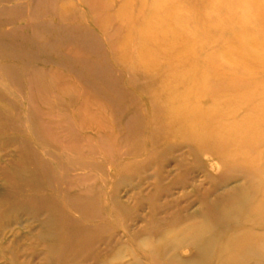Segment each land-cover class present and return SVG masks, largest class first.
<instances>
[{"label":"rangeland","instance_id":"obj_1","mask_svg":"<svg viewBox=\"0 0 264 264\" xmlns=\"http://www.w3.org/2000/svg\"><path fill=\"white\" fill-rule=\"evenodd\" d=\"M256 217L264 0H0V264H264Z\"/></svg>","mask_w":264,"mask_h":264},{"label":"bare ground","instance_id":"obj_2","mask_svg":"<svg viewBox=\"0 0 264 264\" xmlns=\"http://www.w3.org/2000/svg\"><path fill=\"white\" fill-rule=\"evenodd\" d=\"M241 198H244V197H240V199H239V203H240V200H241ZM248 201V200H247ZM249 202V201H248ZM251 206V205H250ZM236 211V209L235 210H230L229 212V214H231L230 216H232L233 217V219H234V226H236V227H238L237 225L240 223V216L238 217V215H239V211H238V214H237V212H235ZM248 212V211H247ZM249 214H252L253 216H256L257 215V212L256 211H252V213H250V212H248ZM223 214V213H222ZM244 214V213H243ZM246 215V214H245ZM247 222V221H246ZM246 222H244V223H246ZM254 222H255V224H257V226L258 225H261V223L262 222H264V219H258V217H256L255 219H254ZM248 223H249V221H248ZM249 229L248 230H246V231H242V232H244V233H248V234H252V232H255V231H258V230H256V228H254L253 229V226H252V232H251V228H250V226L248 227ZM213 229V228H212ZM207 231V230H206ZM228 232V231H227ZM234 232H238L237 230H235ZM209 233V232H208ZM254 235V234H253ZM264 235V234H263ZM231 237L230 238H228L225 242H227L226 244H228V246L227 247H229V245L231 246L232 244H230L231 243V241L232 242H236L234 239H232V235H230ZM208 237H209V235H208ZM257 237V236H256ZM261 237H259L258 236V239L259 240H261L260 239ZM196 240V239H195ZM193 241V240H192ZM219 241V240H218ZM264 241V240H263ZM214 242H215V240H214ZM253 243V242H252ZM240 244V243H239ZM259 245H260V241H259V243H258ZM202 245H207V244H205V241H204V239H203V235L202 236H198V239L195 241V242H193L192 243V245H190V246H186V247H189V248H191V249H196V251L198 252V254L199 253H203V251H204V249H203V247H202ZM252 248H255V246H252ZM237 249V248H236ZM209 250V249H208ZM238 250V249H237ZM257 250V249H256ZM217 251V250H216ZM232 251V250H231ZM228 252V251H227ZM218 253H219V251H218ZM200 255V254H199ZM253 255V254H252ZM249 256V255H248ZM254 257L256 256V255H253ZM172 258H173V260L177 263V262H179V264H204L199 258L198 259H193V260H189L188 262H186V261H182L181 259H180V254H173V256H172ZM250 258V257H249ZM262 258V257H261ZM219 261V260H218ZM228 263V262H227ZM239 263V262H238ZM246 263V262H245ZM236 264V263H235ZM242 264V263H241Z\"/></svg>","mask_w":264,"mask_h":264}]
</instances>
